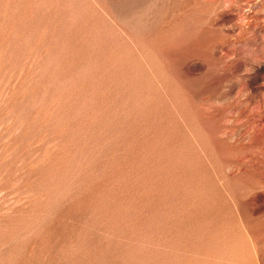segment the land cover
<instances>
[{
  "label": "rangeland",
  "instance_id": "1",
  "mask_svg": "<svg viewBox=\"0 0 264 264\" xmlns=\"http://www.w3.org/2000/svg\"><path fill=\"white\" fill-rule=\"evenodd\" d=\"M0 264H264V0H0Z\"/></svg>",
  "mask_w": 264,
  "mask_h": 264
}]
</instances>
